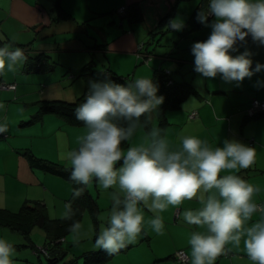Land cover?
<instances>
[{
	"label": "crops",
	"instance_id": "crops-1",
	"mask_svg": "<svg viewBox=\"0 0 264 264\" xmlns=\"http://www.w3.org/2000/svg\"><path fill=\"white\" fill-rule=\"evenodd\" d=\"M200 2L0 0V46L22 48L28 57L27 61L38 54L46 56L38 71L27 68L29 65L26 61L18 71H5L0 75V82L16 84L14 90H0V105L4 106L0 109V121L9 126V132L0 138L1 209L17 212L25 201H38L44 205L50 219L66 217L65 205H68L72 194L70 183L63 177L31 167L25 152L67 166L65 154L78 146L80 137L86 131L85 127L71 126L59 115L32 118L37 114L39 101L73 102L86 94L91 79L84 69L89 64L92 70L100 73L109 71L131 78L132 81L142 77L152 78L153 73L161 69L174 72L176 80L189 82L194 91L187 94L177 108L172 109L162 103L159 109L149 114L146 128L143 127L144 132L159 127L174 147L179 146L180 138L185 135L197 136L212 147L220 146L225 138L236 139L254 147V164L248 169L235 171L257 188L253 200L264 208V115H246V109L253 98L264 103V87L257 84V81H264V71L250 79L245 78L240 86L234 82L226 83L219 75L203 78L194 71L191 46L196 41L207 39L209 34L200 32L208 27L204 25L191 29L186 35L180 33L187 28L186 24ZM132 4L137 5L142 15L139 22L130 23L126 12L117 14L120 7L129 8ZM171 13L169 21L177 19L176 22H184L181 30H170L177 33L178 37L176 34L172 36L177 41L171 46L163 44L160 50L154 48L150 52L147 45L141 43L142 38L152 34L159 27L161 19L169 17ZM168 26L166 21L161 30L165 31ZM124 27H128L130 32L125 31ZM151 42L154 43L155 39L152 38ZM124 45L126 49H123ZM237 47L240 52L245 47L251 50L253 67L257 62L264 63V46H258L247 39L246 44L238 43ZM193 111H196L197 117L190 118ZM144 141L145 136L139 132L137 145ZM86 187L99 209L97 225L93 223L88 211H84L79 224L88 213L90 222L87 220V224L85 222L82 226L86 231L71 230L63 236L59 247L67 254L58 264H179L173 254L177 250H184L189 256L188 238L191 232L205 230L178 219L184 210L200 206L198 200L193 198L180 206H169L161 214L165 224L163 235H157L149 229L134 243L109 255L96 250L94 245V237L101 231L100 213L104 209L100 203V192L97 191L94 196L89 185ZM111 191L109 189L105 198L109 210ZM144 214L146 219L152 216L147 209ZM258 218L254 216L253 221ZM0 227L17 235L10 239L4 230L0 234V237L14 246L12 264H31L27 260L32 258L31 255H36L25 238L8 227ZM30 240L36 246L31 234ZM27 247L30 252L24 251ZM226 248L230 255L217 257L215 264H251L244 252L243 243L240 248L230 244ZM99 251L103 257L98 263L91 258L85 260L89 254Z\"/></svg>",
	"mask_w": 264,
	"mask_h": 264
},
{
	"label": "clouds",
	"instance_id": "clouds-1",
	"mask_svg": "<svg viewBox=\"0 0 264 264\" xmlns=\"http://www.w3.org/2000/svg\"><path fill=\"white\" fill-rule=\"evenodd\" d=\"M209 16L214 19L209 21ZM196 19L211 29L207 39L191 46L194 71L201 77L219 75L226 83L240 86L245 78L264 71V63L253 67L250 49L240 52L237 47L246 44L248 37L264 46V0H207ZM176 21H169L171 31L183 28V22ZM27 59L22 48L0 46V75L18 71ZM257 84L264 87V81ZM158 92L151 78L126 84L110 78L90 80L84 102L75 108V118L86 131L78 146L65 154L69 179L82 186L95 180L112 190L106 226L95 238V249L112 255L149 229L163 235L161 214L169 206L195 198L200 206L184 210L178 218L205 229L192 231L188 238L189 264H215L226 245L240 248L242 243L251 264H264V208L253 200L257 188L235 171L254 164V147L227 138L212 147L193 135L182 136L174 147L161 128L152 127L144 143L122 148L163 103ZM8 132V124L0 121V135ZM80 194L76 190L74 198ZM65 208L70 218L71 205ZM145 209L152 213L150 218L146 219ZM254 216L259 218L253 221ZM80 227L74 222L71 230L78 232ZM13 256L14 246L0 237V264H12Z\"/></svg>",
	"mask_w": 264,
	"mask_h": 264
},
{
	"label": "trees",
	"instance_id": "trees-1",
	"mask_svg": "<svg viewBox=\"0 0 264 264\" xmlns=\"http://www.w3.org/2000/svg\"><path fill=\"white\" fill-rule=\"evenodd\" d=\"M206 7H207V0H201V2L197 5L194 13L191 15L189 22H187L186 24L187 28L185 27L186 29H184V31L181 32L180 34L186 35L187 33H189L191 29L194 28L197 29L204 26L203 24L197 21L196 16H197V12L201 8H206ZM125 8H126L125 12L128 16L130 23H135L142 20V15L137 5L132 4L129 6V8L127 7ZM173 13H171L169 17L166 16L161 19L160 25L158 27V30H160L159 32L170 31L169 26L165 31H162L161 28L166 21H168L169 23V18L172 16ZM211 18L213 17L209 16V20ZM247 39L251 40V37H248ZM45 57L43 56V54H38L37 56L32 58L33 61L28 60L27 64L29 65V67L27 68L29 69L35 68L34 70L37 71L40 70L42 67V62L46 60ZM84 71L87 72V75L90 76L89 78L91 80H104L105 78H110L116 82L125 83V84L132 81L128 77H121L109 71H104L100 73L98 71L92 70L90 64L85 67ZM173 74L174 72L158 69L153 73V77L151 78L159 86L158 94L164 97L163 106L167 105L172 109L179 107L180 103L185 99L186 95L194 91L193 86L189 82L176 80L173 77L174 76ZM71 77L73 78V76ZM85 96L86 94H83L73 102H68L64 100L39 101L37 114L36 116H33L32 119H36V118L38 119L45 115H59L63 117L67 121V123L70 124L71 126H84L81 121L76 120L74 111L79 104L84 102ZM254 99L255 98H253L252 100ZM252 100L250 101L249 106L246 109V115L248 114L247 110L251 107ZM258 115H264V112L258 111L252 116L249 115L247 116L255 117ZM127 147H129V142L122 144V148H124L125 150L127 149ZM25 156L27 157V160L29 161L31 167L38 168L42 171L63 177L70 183L72 188V194L70 199L68 200L69 202L68 204L71 205L72 214L70 218L65 217L59 220H52L48 217L46 208L40 202L25 201L22 207L17 212H10L6 209L0 208V226L8 227L12 231L21 234L25 238V240L29 243L31 249L33 250V253L35 254L38 248H41V247H36L30 240L31 231L35 226L41 227L46 232L47 234L46 241L44 246L42 247H46L49 252L54 248H60L59 244L61 241L59 243H57L56 241L62 240L63 236H65L68 232L71 231V225L74 222L79 223L84 211H88L89 215L93 220V223L95 224V226L97 225L99 209L97 207L95 199L89 194L86 186L76 185L73 181L69 179L70 169L67 166L49 160L37 158L30 152H25ZM78 189L81 190V194L80 196L74 198V192ZM96 236L97 234L95 235L94 240ZM100 253L101 251L93 254H89V256L85 257V260H87V258H91L94 259L95 263L96 262L98 263L100 260H102L103 257L102 255L100 256ZM35 255L37 257H41L40 254H35ZM45 258L47 260L48 255L45 256ZM58 263L59 262H56L55 264Z\"/></svg>",
	"mask_w": 264,
	"mask_h": 264
},
{
	"label": "rangeland",
	"instance_id": "rangeland-1",
	"mask_svg": "<svg viewBox=\"0 0 264 264\" xmlns=\"http://www.w3.org/2000/svg\"><path fill=\"white\" fill-rule=\"evenodd\" d=\"M209 28L210 27H208L207 29H204L203 31L200 32V34H202L203 32L204 33L207 32L208 34H210L211 30ZM125 31H129L128 27L125 28ZM159 31L160 30H158V28H155V30H153V33L152 34H147V35H145L144 38H142L141 43H145V45H147V47L149 48V51L150 52L151 51H154L153 50L154 48L156 50H160V48H163V46H162L163 44H169L170 46L173 45L174 44V41L176 39H174V38L172 39V36L174 34H176V37H178V35H177L176 32H171V31H168V32H166V31L165 32H159ZM152 38L155 39V42L154 43L151 42ZM150 43H152V44H150ZM126 48H127L126 45H124V48L123 49H126ZM137 52H138V49H137ZM139 53H141V52L139 51ZM139 132H140V135L141 136H146V133L144 132L143 128L139 129L138 132H137L138 134H136L134 136V138L131 141V143L129 142V146L137 145V143L139 141ZM88 185H89V188L92 190L94 196L96 195V192L97 191L100 192V196H101L100 203H101L102 207H104V209L100 213L101 229H102L104 227L105 218L107 219V217L109 215V212H110V210H109V208H108V206L106 204L107 203V200L105 201V198L107 197V194H109V190H105L102 187L98 186L95 180L91 181ZM87 220L90 222V217H89L88 213L84 216V219H83V221H82V223L80 225L81 228L79 229V231H82L83 230L82 232L85 233L86 230L82 226L85 224V222L87 224ZM2 230H4L3 232H6V234H7L6 237H8L10 239H14V238H16L15 236H17L14 233H12L10 230H8L6 228H1V227H0V234H1ZM10 234H13V235H10ZM70 236H72V235H70ZM46 237H47L46 232L41 227H39V226H35L32 229V231H31V239L33 241H35L36 247H42V246H44L45 241H46ZM23 242L26 243L24 240H23ZM25 249H26V250H24L25 252H30L29 247H27ZM40 256L41 257H37V256L31 255L32 258L31 259H28L27 261L30 262L31 264H48L45 256L43 254H40ZM22 264H25V263L23 262Z\"/></svg>",
	"mask_w": 264,
	"mask_h": 264
},
{
	"label": "built area",
	"instance_id": "built-area-1",
	"mask_svg": "<svg viewBox=\"0 0 264 264\" xmlns=\"http://www.w3.org/2000/svg\"><path fill=\"white\" fill-rule=\"evenodd\" d=\"M125 9H126L125 6H122L117 10V13L119 15H122L125 13ZM141 46L142 45H140L139 48ZM15 87H16L15 83L0 82V90H14ZM258 111L264 112V103H261L258 100L254 99V100H252L251 107L247 110V113H248L247 115L252 116ZM195 117H197V113H196V111H193L190 114V118H195ZM4 136L5 135H0V138L4 137ZM257 205L262 208V204H257ZM60 241L61 240H57L56 242L59 243ZM35 254H43V255L47 256L48 250L46 247H41V248H38V250H37V252H35ZM229 255H230V252L227 250V248L225 246V251L220 256H229ZM220 256H218V257H220ZM173 257L175 260H177V262L179 264H181V258H183L184 264H187L189 262V256L187 255V253L184 250H177L173 254Z\"/></svg>",
	"mask_w": 264,
	"mask_h": 264
},
{
	"label": "water",
	"instance_id": "water-1",
	"mask_svg": "<svg viewBox=\"0 0 264 264\" xmlns=\"http://www.w3.org/2000/svg\"><path fill=\"white\" fill-rule=\"evenodd\" d=\"M67 252L62 250L61 248H54L48 252L47 262L49 264H55L56 262H60L64 259Z\"/></svg>",
	"mask_w": 264,
	"mask_h": 264
}]
</instances>
